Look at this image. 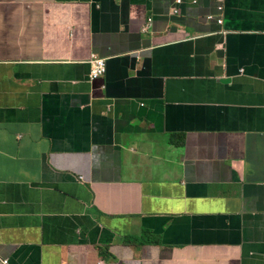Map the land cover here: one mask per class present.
<instances>
[{
  "label": "crops",
  "instance_id": "1",
  "mask_svg": "<svg viewBox=\"0 0 264 264\" xmlns=\"http://www.w3.org/2000/svg\"><path fill=\"white\" fill-rule=\"evenodd\" d=\"M219 5L0 0V260L264 264V0Z\"/></svg>",
  "mask_w": 264,
  "mask_h": 264
},
{
  "label": "built area",
  "instance_id": "2",
  "mask_svg": "<svg viewBox=\"0 0 264 264\" xmlns=\"http://www.w3.org/2000/svg\"><path fill=\"white\" fill-rule=\"evenodd\" d=\"M180 2V0H178ZM221 10L222 7H219ZM212 18V17H210ZM218 23H222V19H218ZM105 58L98 57L95 54H92L91 59L89 61L90 63V74H89V80L95 81L101 78L103 75H105L107 71V63Z\"/></svg>",
  "mask_w": 264,
  "mask_h": 264
},
{
  "label": "clouds",
  "instance_id": "3",
  "mask_svg": "<svg viewBox=\"0 0 264 264\" xmlns=\"http://www.w3.org/2000/svg\"><path fill=\"white\" fill-rule=\"evenodd\" d=\"M223 2H224V0H220V5L217 7V9H218V12H219V14H223ZM182 3V0H180V2H178V0H175V5L176 6H173V8H172V12H173V14L174 15H178L179 14V5ZM193 3H195V2H193ZM219 7H222V9L220 10L219 9ZM210 17H212V18H210ZM207 19L208 20H213L214 19V16H213V14H209V15H207ZM218 19H222L221 17H218ZM218 19H217V23H218ZM151 22H152V18H149L148 19V22H147V24L144 26V28H143V32H146L147 30H148V26L151 24ZM223 22V21H222ZM218 24H220V23H218ZM222 24V23H221ZM220 24V25H221ZM73 30L71 29L70 30V34H68V36H69V38H72L73 37ZM95 55H97L98 57H101V56H99L98 54H95ZM101 58H103V57H101ZM90 59H91V57H90ZM106 59V58H105ZM107 60V59H106ZM106 63H107V61H106ZM107 72V71H106ZM106 74V73H105ZM104 76V75H103ZM102 76V77H103ZM101 77V78H102ZM100 79V78H99ZM98 79V80H99ZM91 81V80H90ZM96 81V80H95ZM93 82V81H92ZM81 179H83V178H81ZM0 264H9V260L8 259H1L0 260ZM99 264H103L102 262L101 263H99Z\"/></svg>",
  "mask_w": 264,
  "mask_h": 264
}]
</instances>
